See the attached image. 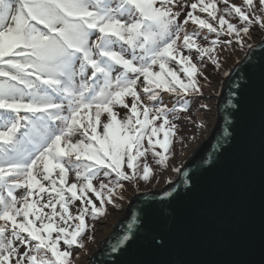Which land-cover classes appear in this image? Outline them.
<instances>
[{"label":"snow or ice","instance_id":"1","mask_svg":"<svg viewBox=\"0 0 264 264\" xmlns=\"http://www.w3.org/2000/svg\"><path fill=\"white\" fill-rule=\"evenodd\" d=\"M255 26L264 0H0V264H73L122 182L168 166L191 110L162 94L202 96Z\"/></svg>","mask_w":264,"mask_h":264},{"label":"water","instance_id":"2","mask_svg":"<svg viewBox=\"0 0 264 264\" xmlns=\"http://www.w3.org/2000/svg\"><path fill=\"white\" fill-rule=\"evenodd\" d=\"M215 112L176 179L131 198L86 264H264V38L228 74Z\"/></svg>","mask_w":264,"mask_h":264},{"label":"rangeland","instance_id":"3","mask_svg":"<svg viewBox=\"0 0 264 264\" xmlns=\"http://www.w3.org/2000/svg\"><path fill=\"white\" fill-rule=\"evenodd\" d=\"M240 3V0H235ZM181 20L184 19L182 15ZM195 26H188V30L192 31ZM206 31V30H205ZM264 38V30H259L255 26V30L251 32L250 36L244 37L243 47L236 45H222L217 47V55L220 62V67L217 69L210 62L203 66L204 76L198 77L202 88V96H189L186 98L177 97L175 95L162 94L164 102L168 107H172L178 99L181 101L187 99L190 105V118L188 112H181L178 115L181 119L176 121L178 125L177 136L174 138L173 147L170 152V158L167 167L157 165L155 161L149 156V164L153 165V176L145 182L141 179L134 181H123V189H118L113 195L114 204H107V214L103 217L93 221L90 220V227L84 236V247L75 248L73 250V264H86L90 256L103 239H105L111 232L113 226L117 221L122 219L125 215V208L127 203L138 193L148 191H160L168 183L173 182L177 177L179 168L184 161L191 157L197 149L210 136L212 129L216 124L215 107L217 98L230 71L242 60L249 47L257 44ZM226 39H230L226 37ZM195 57V53L193 54ZM198 65L200 62L194 60ZM206 77V78H205ZM146 99V104H151V101ZM207 105L206 108H201L200 105ZM121 116L126 113L123 108L118 109ZM162 138V137H161ZM79 203V202H77ZM99 204V202H96Z\"/></svg>","mask_w":264,"mask_h":264},{"label":"trees","instance_id":"4","mask_svg":"<svg viewBox=\"0 0 264 264\" xmlns=\"http://www.w3.org/2000/svg\"><path fill=\"white\" fill-rule=\"evenodd\" d=\"M233 22H235V21H233ZM214 38H216V37L214 36V34H209V40L214 39ZM225 39H226L225 36H221V37H220V40H221V41H223V40H225ZM201 40H202V37H201ZM198 61H199V60H198ZM199 62H200V61H199ZM172 66L176 67L177 70H179L178 66H176V65H174V64H173ZM181 75H182V73H181ZM144 102H146V99L144 100ZM151 166H152V168H153V165H151ZM73 211L75 212V209H73ZM90 220H91V219L88 220V223H90Z\"/></svg>","mask_w":264,"mask_h":264}]
</instances>
